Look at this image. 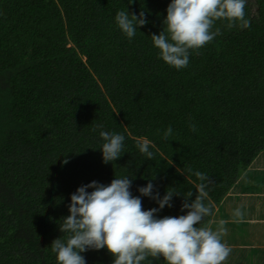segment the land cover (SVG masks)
<instances>
[{"label":"trees","instance_id":"obj_1","mask_svg":"<svg viewBox=\"0 0 264 264\" xmlns=\"http://www.w3.org/2000/svg\"><path fill=\"white\" fill-rule=\"evenodd\" d=\"M170 2L0 0V264H57L51 244L64 235L71 194L92 181L128 175L149 210L158 204L138 188L150 180L161 197L171 187L195 199L200 181L190 167L213 181L211 223L264 152V0H247L249 28L217 21L222 35L190 50L180 70L151 40ZM121 10L148 21L131 40L115 23ZM101 131L125 136L124 153L107 164ZM144 140L154 159L139 152ZM183 199L174 196L157 217L186 214ZM81 255L86 264L114 260L106 248Z\"/></svg>","mask_w":264,"mask_h":264},{"label":"clouds","instance_id":"obj_2","mask_svg":"<svg viewBox=\"0 0 264 264\" xmlns=\"http://www.w3.org/2000/svg\"><path fill=\"white\" fill-rule=\"evenodd\" d=\"M132 2L130 0L129 4ZM246 3L247 0H171L163 30L151 35L159 58L177 70L186 68L190 50L198 53L200 48L222 35L220 28H214L217 21H226L228 29L251 27L246 18ZM115 23L131 40L137 29L148 21L143 11L137 16L121 10L116 13ZM189 129L197 131L195 124H190ZM172 134L169 126L163 139L168 140ZM100 137L104 141L100 148L103 163L113 162L124 153V135L101 131ZM150 147L148 140L137 143L139 152L151 160L154 153ZM68 162L64 160V164ZM187 171L200 181L195 185V199L189 202L193 195L190 190L181 193L171 187L161 197L150 180L146 186L138 188L140 196L158 204V208L149 210L143 209L139 196L132 195V180L128 175L116 177L109 185L96 181L81 185L71 194L70 214L59 223L64 235L51 244L57 264H86L81 253L103 248L114 257L113 264H153L161 257L165 264H224L232 252L231 247L222 242L227 222L220 220L215 230L210 222H204L213 214L211 202H205L206 189L213 181L206 173L193 172L190 167ZM180 195L184 198L180 210H187L186 214L158 218L156 213L165 206L171 208L173 197ZM233 216L236 222H242L245 213L237 208Z\"/></svg>","mask_w":264,"mask_h":264},{"label":"crops","instance_id":"obj_3","mask_svg":"<svg viewBox=\"0 0 264 264\" xmlns=\"http://www.w3.org/2000/svg\"><path fill=\"white\" fill-rule=\"evenodd\" d=\"M255 164L256 169L259 170L255 175L264 174V152L255 159ZM247 174L251 176L252 172L249 171ZM259 189L260 186L257 190L244 188L239 192L230 191L226 196V198L229 196L227 202L230 204L228 206L225 204V198L216 206L210 226L215 230L220 220L227 222L224 225L227 233L222 237V242L232 249L224 264H264V191ZM251 198L256 200L255 204H250ZM237 208H241L245 213L242 222H236L233 216Z\"/></svg>","mask_w":264,"mask_h":264},{"label":"rangeland","instance_id":"obj_4","mask_svg":"<svg viewBox=\"0 0 264 264\" xmlns=\"http://www.w3.org/2000/svg\"><path fill=\"white\" fill-rule=\"evenodd\" d=\"M255 161L253 162L252 166H250L249 171L252 172L251 176H249L247 173H244L243 176L239 179V184L236 185V187H234L231 191H235V192H239L244 190L243 186H247L248 190L249 189H255L257 190V188L260 186V191H264V174L263 173H258L255 175V173L259 172V170L256 169L255 167ZM254 175V176H252ZM246 190V189H245ZM229 198V196L226 198L225 204L228 206L230 204V202H227V199ZM243 199H247L244 198ZM254 198H251L250 204H255L256 200H253ZM235 207V206H234ZM233 207V209H234ZM229 209V207H228ZM224 216V213H223ZM228 238H231L230 236H228Z\"/></svg>","mask_w":264,"mask_h":264}]
</instances>
